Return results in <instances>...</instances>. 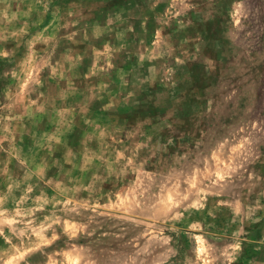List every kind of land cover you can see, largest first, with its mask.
Masks as SVG:
<instances>
[{
	"label": "rangeland",
	"instance_id": "obj_1",
	"mask_svg": "<svg viewBox=\"0 0 264 264\" xmlns=\"http://www.w3.org/2000/svg\"><path fill=\"white\" fill-rule=\"evenodd\" d=\"M0 264H264V0H0Z\"/></svg>",
	"mask_w": 264,
	"mask_h": 264
}]
</instances>
